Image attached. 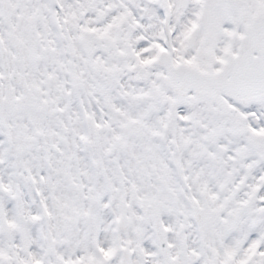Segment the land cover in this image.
Segmentation results:
<instances>
[{
	"label": "snow or ice",
	"instance_id": "1",
	"mask_svg": "<svg viewBox=\"0 0 264 264\" xmlns=\"http://www.w3.org/2000/svg\"><path fill=\"white\" fill-rule=\"evenodd\" d=\"M0 264H264V0H0Z\"/></svg>",
	"mask_w": 264,
	"mask_h": 264
}]
</instances>
